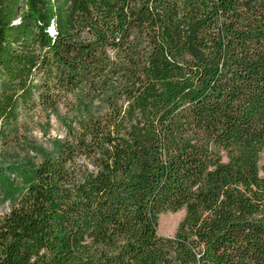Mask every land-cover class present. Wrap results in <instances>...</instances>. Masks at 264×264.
Listing matches in <instances>:
<instances>
[{
  "label": "trees",
  "instance_id": "1",
  "mask_svg": "<svg viewBox=\"0 0 264 264\" xmlns=\"http://www.w3.org/2000/svg\"><path fill=\"white\" fill-rule=\"evenodd\" d=\"M60 105L0 264H264V0H0V145Z\"/></svg>",
  "mask_w": 264,
  "mask_h": 264
},
{
  "label": "rangeland",
  "instance_id": "2",
  "mask_svg": "<svg viewBox=\"0 0 264 264\" xmlns=\"http://www.w3.org/2000/svg\"><path fill=\"white\" fill-rule=\"evenodd\" d=\"M76 117L62 105L55 111L37 108L7 129L0 145V215L7 213L11 196L24 187L25 179L57 146L71 140ZM185 215L184 210L162 213L157 232L171 237Z\"/></svg>",
  "mask_w": 264,
  "mask_h": 264
},
{
  "label": "bare ground",
  "instance_id": "3",
  "mask_svg": "<svg viewBox=\"0 0 264 264\" xmlns=\"http://www.w3.org/2000/svg\"><path fill=\"white\" fill-rule=\"evenodd\" d=\"M51 31L53 32V29L51 28Z\"/></svg>",
  "mask_w": 264,
  "mask_h": 264
}]
</instances>
